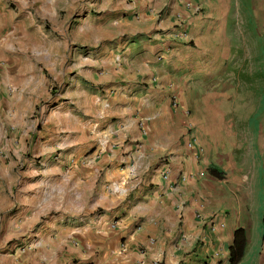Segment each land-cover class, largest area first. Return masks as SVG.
Listing matches in <instances>:
<instances>
[{
	"label": "crops",
	"instance_id": "1",
	"mask_svg": "<svg viewBox=\"0 0 264 264\" xmlns=\"http://www.w3.org/2000/svg\"><path fill=\"white\" fill-rule=\"evenodd\" d=\"M230 1L0 0V264H264V136L225 192L179 120Z\"/></svg>",
	"mask_w": 264,
	"mask_h": 264
},
{
	"label": "rangeland",
	"instance_id": "2",
	"mask_svg": "<svg viewBox=\"0 0 264 264\" xmlns=\"http://www.w3.org/2000/svg\"><path fill=\"white\" fill-rule=\"evenodd\" d=\"M229 6L235 10L232 18L236 14L238 24L231 26V22H226L217 39L211 43L204 40L200 48L183 53L185 64L178 66L187 74V80H177L179 85L188 83L185 91L179 93L184 104L179 120L183 119L186 135L194 136L202 153L201 163L224 171L225 192L240 183V176L243 183L252 182V161L261 157L259 141L264 136V0H231ZM80 52L86 55L84 49ZM69 64L67 61L65 68ZM43 73L46 76L44 70ZM79 84L86 88L84 83ZM62 85L53 80L50 95L58 93L56 90H61ZM44 114L33 109L29 118L37 121L33 132ZM32 161L38 165L36 159ZM205 179L220 184L210 177ZM232 191L227 193L232 195Z\"/></svg>",
	"mask_w": 264,
	"mask_h": 264
},
{
	"label": "trees",
	"instance_id": "3",
	"mask_svg": "<svg viewBox=\"0 0 264 264\" xmlns=\"http://www.w3.org/2000/svg\"><path fill=\"white\" fill-rule=\"evenodd\" d=\"M207 174L216 179L222 180L224 178L223 173L215 166L210 165L206 169ZM245 248V235L241 228L233 231L232 243L227 248V264H237L244 252Z\"/></svg>",
	"mask_w": 264,
	"mask_h": 264
},
{
	"label": "built area",
	"instance_id": "4",
	"mask_svg": "<svg viewBox=\"0 0 264 264\" xmlns=\"http://www.w3.org/2000/svg\"><path fill=\"white\" fill-rule=\"evenodd\" d=\"M190 147V145H188Z\"/></svg>",
	"mask_w": 264,
	"mask_h": 264
}]
</instances>
